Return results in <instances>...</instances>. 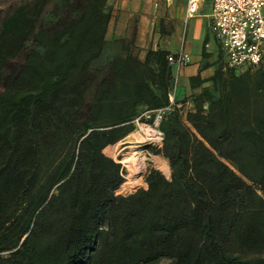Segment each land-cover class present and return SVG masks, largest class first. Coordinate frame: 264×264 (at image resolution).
Segmentation results:
<instances>
[{"label": "trees", "instance_id": "16d2710c", "mask_svg": "<svg viewBox=\"0 0 264 264\" xmlns=\"http://www.w3.org/2000/svg\"><path fill=\"white\" fill-rule=\"evenodd\" d=\"M82 1L13 70L36 20L20 6L0 30V264H264V66L221 67L171 103L169 53L126 46L88 103L113 9ZM143 106L169 108L153 152L171 177L150 168L147 188L118 194L127 172L104 150Z\"/></svg>", "mask_w": 264, "mask_h": 264}, {"label": "crops", "instance_id": "0c3cea01", "mask_svg": "<svg viewBox=\"0 0 264 264\" xmlns=\"http://www.w3.org/2000/svg\"><path fill=\"white\" fill-rule=\"evenodd\" d=\"M188 0H118L108 26L106 39L134 42L126 53L130 52L145 60L150 50H165L177 54L183 50L192 57V63L178 69L173 66L177 75L180 100L189 98L211 85V78L226 63V58L215 40L211 30V0H206L201 14L186 19ZM168 11V26L165 29L158 22L150 21L153 12ZM136 18L139 21L135 24ZM153 19V18H152ZM107 46V45H106ZM181 103L178 104L181 107ZM193 108L188 101L184 106L187 111Z\"/></svg>", "mask_w": 264, "mask_h": 264}, {"label": "rangeland", "instance_id": "374dc122", "mask_svg": "<svg viewBox=\"0 0 264 264\" xmlns=\"http://www.w3.org/2000/svg\"><path fill=\"white\" fill-rule=\"evenodd\" d=\"M117 1L118 0H110L109 4L112 7L113 11L116 7ZM82 3V0H0V30L2 28L3 23L20 6H26L31 12V15L36 20L35 32L27 40L25 49L14 59H12L10 70L15 69L20 64H22L28 49H39V46L36 41V34L41 28L50 29L51 27L55 26L59 21H61V19L69 18L76 15L82 6ZM151 17L153 19L150 18V21L158 22L160 25L163 26L164 29L165 26H168V11L164 7L161 9V12H153ZM138 21L139 19L136 18L135 24ZM134 45L135 44L132 41L126 42L125 40L108 39L103 57L97 62L93 63L90 68L96 76V83L94 82V84H92V87L88 90L86 94V99L88 103L92 101L96 90V84L100 77H102L106 73L108 63L110 62L112 57L117 54L123 53L124 48H126V46H128V49H130ZM223 66L226 67L225 62H223ZM146 111H148V109L143 106V108H141L139 117L136 118V120L138 119V121H135V130L140 133L139 138H129L128 135L124 139H122L121 143L119 144V147L117 148V155L114 158L116 161L122 163V165L124 166L127 172L126 177H128L129 175V168L126 164V160L132 157L136 158L137 160L139 159L142 164V179L144 180L145 184L143 183L138 187H133L129 183V180L127 178L129 183L127 192H123L119 189L117 191L118 194L127 195L141 187L147 188L148 185L145 181L147 170L150 168L158 169L155 164V156H158L159 154H154L153 151L155 148L162 146V141L158 129L154 128L153 126H150L149 122L151 121V119L149 120L146 118V116L143 115L146 113ZM159 156H161V154ZM169 262L170 260L168 259H162L153 264H168Z\"/></svg>", "mask_w": 264, "mask_h": 264}, {"label": "built area", "instance_id": "2783aa9c", "mask_svg": "<svg viewBox=\"0 0 264 264\" xmlns=\"http://www.w3.org/2000/svg\"><path fill=\"white\" fill-rule=\"evenodd\" d=\"M205 1L188 0L186 19L199 16ZM209 18L211 30L226 58L228 68L243 72L264 66V0H211ZM168 62L180 69L190 65L192 57L183 50L170 54ZM177 86L176 75L170 94L171 103L174 102ZM168 110L169 108L148 110L143 115L149 120L154 117L153 123L149 124L158 129ZM159 134L163 142L164 135L162 132Z\"/></svg>", "mask_w": 264, "mask_h": 264}, {"label": "bare ground", "instance_id": "6f19581e", "mask_svg": "<svg viewBox=\"0 0 264 264\" xmlns=\"http://www.w3.org/2000/svg\"><path fill=\"white\" fill-rule=\"evenodd\" d=\"M139 136H140V133L137 130H135L131 134H129V138L134 137V138L138 139ZM120 143H121V141L118 142L115 145H110V146L106 147L105 150H104L106 155H108V156H110L112 158H115L116 155H117V148L119 147ZM126 164H127L128 168H129V175H128V177H126V178H128L129 183L133 187H138V186H140L143 183L145 184L144 180L142 179V164L139 161V159L137 160L134 157L128 158L126 160ZM155 164H156L157 168L164 175L170 176L171 169H170V166H169L168 159H166L163 156H159V155L155 156Z\"/></svg>", "mask_w": 264, "mask_h": 264}, {"label": "water", "instance_id": "95a60500", "mask_svg": "<svg viewBox=\"0 0 264 264\" xmlns=\"http://www.w3.org/2000/svg\"><path fill=\"white\" fill-rule=\"evenodd\" d=\"M171 177V176H170ZM170 177H168V178H170Z\"/></svg>", "mask_w": 264, "mask_h": 264}]
</instances>
